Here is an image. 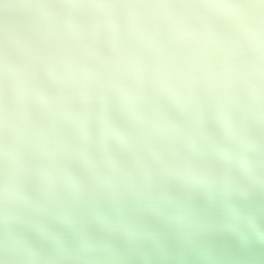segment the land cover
Returning a JSON list of instances; mask_svg holds the SVG:
<instances>
[{
	"label": "bare ground",
	"instance_id": "1",
	"mask_svg": "<svg viewBox=\"0 0 264 264\" xmlns=\"http://www.w3.org/2000/svg\"><path fill=\"white\" fill-rule=\"evenodd\" d=\"M144 106L65 117L14 169L0 166V264H176L189 249L183 241L198 238L192 220L212 230L228 221L242 237L259 232L264 242V120ZM140 114L155 125L138 126ZM132 123L142 131H130ZM22 192L30 201L15 198ZM253 210L262 222L247 230ZM201 234L218 264H264V249L245 255L241 236L227 235V244L207 228Z\"/></svg>",
	"mask_w": 264,
	"mask_h": 264
},
{
	"label": "clouds",
	"instance_id": "2",
	"mask_svg": "<svg viewBox=\"0 0 264 264\" xmlns=\"http://www.w3.org/2000/svg\"><path fill=\"white\" fill-rule=\"evenodd\" d=\"M179 104L264 120V0H0V166L69 116Z\"/></svg>",
	"mask_w": 264,
	"mask_h": 264
},
{
	"label": "water",
	"instance_id": "3",
	"mask_svg": "<svg viewBox=\"0 0 264 264\" xmlns=\"http://www.w3.org/2000/svg\"><path fill=\"white\" fill-rule=\"evenodd\" d=\"M144 106V105H143ZM151 104H146L144 107H150ZM144 108V109H145ZM128 109V107H127ZM147 109V108H146ZM105 110H102V112H104ZM183 112V110H182ZM128 113V111L126 112V114ZM101 114V113H100ZM164 114V113H163ZM143 118L145 119H141V118H138L135 123L138 125V126H141L143 123L147 122V123H150L151 126L155 125V122L156 120H154L153 118L150 119L144 115H141ZM164 117H168L167 114H164L163 115ZM146 119H149V120H146ZM168 119L170 120V118L168 117ZM167 119V120H168ZM128 124V123H127ZM133 124V123H132ZM130 124V125H132ZM135 124L132 125V127H128V129L131 131V130H135L136 132H140L142 131L141 129H135L134 126H137ZM170 125V124H169ZM91 126V132L93 131V127L92 125L90 124ZM142 127V126H141ZM94 137V136H93ZM246 184H251V181H244ZM238 194L241 196V197H248L249 196V192L246 191V190H240L238 189ZM23 194H19V195H15V198L17 200H20L21 198L23 199H26L30 201V198L31 196L28 194V193H25V192H22ZM26 202V201H24ZM242 212L239 210V212L237 214H241ZM261 213H264V212H261ZM261 213H259L258 211H255L253 210L252 212L250 211L249 213V216H251V221L253 220V222L251 223L250 222H245V225H248L246 227L247 230H251L253 226H251V224H256V225H259L262 221V219L260 220V217H262ZM188 216V217H187ZM237 217L234 215V217L231 218V221L235 222V223H238V219H236ZM190 220L191 217L187 214L185 215V220ZM192 220V219H191ZM261 221V222H260ZM240 222V221H239ZM189 231H191V233L193 234H196L198 236L197 239L195 240H192L190 242H185L183 241V247L185 246V244L187 246H189V249H187V251H185L186 253L183 255V259H180L179 263L178 264H218L217 262L219 261L220 262V259L218 257H212V256H209V254L206 252V250L204 248H207L209 246L206 245L203 246L202 244L200 245L199 243V238H201L202 234L201 233H205L206 231V228H207V232H210V231H213L215 233H218V238L221 239L222 243H227V244H230L232 243L231 239L234 240H239L240 238V234L238 233V231H236L234 228H232L230 226V222H225L223 220H219L216 223V230H212L213 227L210 228L206 226V228L204 226H200L199 223L195 222V220H192L191 222H189ZM239 225V224H238ZM241 225H239V227H241ZM201 228L202 230H197L198 228ZM51 236L55 237L56 236V233L54 232H51ZM208 234V233H207ZM227 235L229 236L230 240L229 241V238L227 237ZM261 233H253L252 234V237L251 238H248V237H242L240 238V241H241V245H242V248H243V251L246 253L245 255H248V254H251L252 251L256 248H261V249H264V242H259V240L256 239V236H260ZM211 243L212 241L209 243L210 246H211ZM213 244V243H212ZM80 245V244H79ZM161 244H159L158 246H160ZM60 246L64 247V241L61 240V244ZM81 246V245H80ZM82 247V246H81ZM159 248V247H158ZM117 256V255H116ZM235 259L237 260L238 258L235 257ZM218 260V261H217ZM240 260V259H239ZM176 263V264H177ZM221 263V262H220ZM239 264H245L243 262V259L240 260Z\"/></svg>",
	"mask_w": 264,
	"mask_h": 264
}]
</instances>
